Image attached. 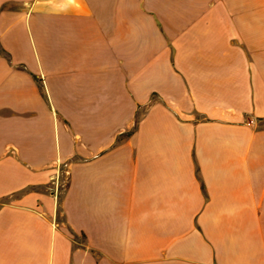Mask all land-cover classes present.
Returning a JSON list of instances; mask_svg holds the SVG:
<instances>
[{
	"label": "crops",
	"instance_id": "1",
	"mask_svg": "<svg viewBox=\"0 0 264 264\" xmlns=\"http://www.w3.org/2000/svg\"><path fill=\"white\" fill-rule=\"evenodd\" d=\"M0 264H264V0H0Z\"/></svg>",
	"mask_w": 264,
	"mask_h": 264
},
{
	"label": "rangeland",
	"instance_id": "2",
	"mask_svg": "<svg viewBox=\"0 0 264 264\" xmlns=\"http://www.w3.org/2000/svg\"><path fill=\"white\" fill-rule=\"evenodd\" d=\"M60 184H62V182ZM60 184H59L58 192H60L62 190V187H63V185H60Z\"/></svg>",
	"mask_w": 264,
	"mask_h": 264
},
{
	"label": "trees",
	"instance_id": "3",
	"mask_svg": "<svg viewBox=\"0 0 264 264\" xmlns=\"http://www.w3.org/2000/svg\"><path fill=\"white\" fill-rule=\"evenodd\" d=\"M57 211H59V208L57 209Z\"/></svg>",
	"mask_w": 264,
	"mask_h": 264
}]
</instances>
